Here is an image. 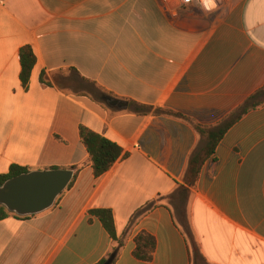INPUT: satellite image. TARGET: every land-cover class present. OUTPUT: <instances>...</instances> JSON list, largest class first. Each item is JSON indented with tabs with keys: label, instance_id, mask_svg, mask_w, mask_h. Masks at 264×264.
<instances>
[{
	"label": "crops",
	"instance_id": "obj_1",
	"mask_svg": "<svg viewBox=\"0 0 264 264\" xmlns=\"http://www.w3.org/2000/svg\"><path fill=\"white\" fill-rule=\"evenodd\" d=\"M262 87L264 0H0V176L77 169L50 209L0 220V264H98L118 245L96 209L113 217L114 264H264V104L186 175L197 128ZM81 126L121 149L98 178Z\"/></svg>",
	"mask_w": 264,
	"mask_h": 264
},
{
	"label": "trees",
	"instance_id": "obj_2",
	"mask_svg": "<svg viewBox=\"0 0 264 264\" xmlns=\"http://www.w3.org/2000/svg\"><path fill=\"white\" fill-rule=\"evenodd\" d=\"M19 59L21 66L20 80L23 88H26L31 70L35 64V56L30 46H24L20 49ZM263 104L264 87L251 95L222 125L212 129L197 128L202 137L206 140V145L204 148L192 152L186 171L187 178L194 182L198 176L202 164L213 154L215 146L222 138L225 131L247 112L258 108ZM79 137L81 143L84 145L89 155V161L91 162L93 176L95 178H98L107 172L121 154V149L115 143L110 142L109 140L89 131L82 126L79 128ZM69 170H75V172L73 179L66 190L72 187L77 175L76 168H69ZM28 172H30L29 169L13 166L10 168L8 174L0 176V186L7 180ZM89 213L98 218L110 238L114 242H117L118 245L116 248L112 249L107 257L102 259L98 264H114L120 244L116 239L111 211L105 209H96L91 210ZM9 216H14L21 219H27L31 217L16 216L8 212L3 206H0V220H3ZM134 242L135 249L133 256L137 260L149 262L152 259V254L155 248L154 238L146 233H140L135 238Z\"/></svg>",
	"mask_w": 264,
	"mask_h": 264
},
{
	"label": "water",
	"instance_id": "obj_3",
	"mask_svg": "<svg viewBox=\"0 0 264 264\" xmlns=\"http://www.w3.org/2000/svg\"><path fill=\"white\" fill-rule=\"evenodd\" d=\"M73 175L69 169H49L13 177L0 186V206L19 217L38 215L54 205Z\"/></svg>",
	"mask_w": 264,
	"mask_h": 264
},
{
	"label": "built area",
	"instance_id": "obj_4",
	"mask_svg": "<svg viewBox=\"0 0 264 264\" xmlns=\"http://www.w3.org/2000/svg\"><path fill=\"white\" fill-rule=\"evenodd\" d=\"M164 1L165 2H172L174 0H164ZM178 1H181V3L186 4V3H190V2L196 1V0H178Z\"/></svg>",
	"mask_w": 264,
	"mask_h": 264
}]
</instances>
